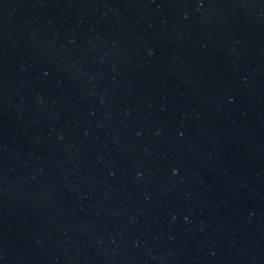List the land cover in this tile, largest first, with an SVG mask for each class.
Wrapping results in <instances>:
<instances>
[{"label": "water", "instance_id": "obj_1", "mask_svg": "<svg viewBox=\"0 0 264 264\" xmlns=\"http://www.w3.org/2000/svg\"><path fill=\"white\" fill-rule=\"evenodd\" d=\"M0 264H264V0H0Z\"/></svg>", "mask_w": 264, "mask_h": 264}]
</instances>
